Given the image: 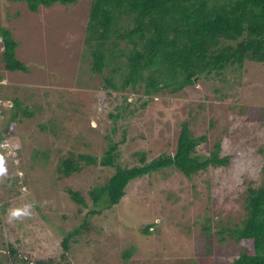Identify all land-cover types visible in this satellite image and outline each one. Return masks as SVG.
I'll return each mask as SVG.
<instances>
[{"label":"rangeland","instance_id":"374dc122","mask_svg":"<svg viewBox=\"0 0 264 264\" xmlns=\"http://www.w3.org/2000/svg\"><path fill=\"white\" fill-rule=\"evenodd\" d=\"M91 1L33 12L24 2L0 0V26L12 28L31 69L7 71L0 58V264H232L243 248L229 229L246 218L250 188L264 184V63L248 62L178 93H156L140 114L122 119L117 106L126 96L140 107L143 89L108 96L102 75L91 72L92 58L83 51ZM16 97L33 117L11 121ZM73 101L82 104L77 111ZM50 118L59 136L41 129ZM184 123L194 135H207L200 154L221 141L230 164L191 178L174 167L155 171L132 181L122 201L101 214H90L89 191L96 176L105 179L114 169L86 168L71 177L57 170L71 150L101 155L106 135L120 142L124 165L139 163L141 150L150 161L175 154ZM38 147L51 154L37 161ZM69 188L88 205L74 202ZM85 222L62 260L65 235Z\"/></svg>","mask_w":264,"mask_h":264},{"label":"trees","instance_id":"16d2710c","mask_svg":"<svg viewBox=\"0 0 264 264\" xmlns=\"http://www.w3.org/2000/svg\"><path fill=\"white\" fill-rule=\"evenodd\" d=\"M8 1L24 2L31 11L38 12L41 8L77 4L79 0ZM0 38L4 69L30 72L29 65L18 54L20 42L12 28L0 26ZM84 42V54L92 58L90 70L102 75L108 96L113 91L131 89L140 93L143 89L140 107L128 102L126 96L117 106L119 116L126 120L140 114V108H146L156 93H178L200 79L224 75L228 69L243 70L248 62L264 63V0H92ZM73 103L76 111L82 105ZM13 104L11 121L34 116L35 111L25 107L18 97ZM57 124L50 118L40 126L59 136ZM2 138L0 130V142ZM106 139L101 155L71 150L57 162V170L64 177L80 174L86 168L114 169L105 179L96 176L92 182L90 214H101L119 204L135 179L170 167L191 178L209 167L229 165L232 157L222 154L221 141L213 144L208 155L200 154L198 147L208 137L194 135L188 123L183 124L175 154L150 161L147 152L141 150L135 153L139 163L134 165L122 164L120 142L109 135ZM49 154L51 148L34 150L37 161ZM68 191L74 202L88 205L81 191ZM245 209L246 218L229 229L243 248L232 264H264V184L250 188ZM85 226L86 222L65 235L62 260L67 259L71 240L78 241ZM153 226L146 225L144 232L151 233ZM205 230L211 232V226ZM133 252L132 246L123 257L128 259ZM60 262L56 264H63ZM26 264L34 263L26 259ZM36 264H53V259L38 260Z\"/></svg>","mask_w":264,"mask_h":264},{"label":"clouds","instance_id":"9594fccd","mask_svg":"<svg viewBox=\"0 0 264 264\" xmlns=\"http://www.w3.org/2000/svg\"><path fill=\"white\" fill-rule=\"evenodd\" d=\"M72 5H75V4H72Z\"/></svg>","mask_w":264,"mask_h":264}]
</instances>
